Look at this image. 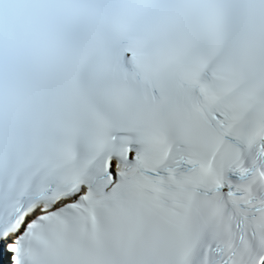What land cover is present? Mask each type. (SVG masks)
Returning <instances> with one entry per match:
<instances>
[{
	"label": "snow or ice",
	"instance_id": "1",
	"mask_svg": "<svg viewBox=\"0 0 264 264\" xmlns=\"http://www.w3.org/2000/svg\"><path fill=\"white\" fill-rule=\"evenodd\" d=\"M0 264H264V0H0Z\"/></svg>",
	"mask_w": 264,
	"mask_h": 264
}]
</instances>
